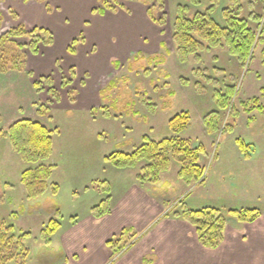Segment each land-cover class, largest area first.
<instances>
[{"label":"rangeland","instance_id":"rangeland-1","mask_svg":"<svg viewBox=\"0 0 264 264\" xmlns=\"http://www.w3.org/2000/svg\"><path fill=\"white\" fill-rule=\"evenodd\" d=\"M37 2L45 9L40 22L51 28L25 25L23 9L30 11ZM211 11L223 27L233 28L225 14L246 20L255 35L246 59L233 54L228 40L233 33L214 45L200 40L201 48L184 53L186 57L179 52L173 38L177 18ZM141 12L151 23L146 27L135 16ZM22 25L49 30L54 42H39L38 52L33 51V36H10ZM138 40L145 48L138 45L125 57L119 54ZM0 62L23 78L49 71L33 79L40 82L28 99L33 103L20 116L53 130V149L45 163L54 170L44 194L28 197L21 182V172L41 161H25L8 136L0 138V218L14 224L17 234H28L25 264L33 250L37 264H69L72 258L64 249L46 250L49 221L68 228L70 221L93 214L105 191L111 192V180L115 194L139 182L137 176L148 173L146 160L118 168L107 157L133 152L144 136L157 141L174 136L169 121L183 111L191 122L180 136L205 148L200 159L205 183H186L179 177L181 165L172 159L157 182H139L141 187L172 214L183 207H214L235 223L230 210L258 208L264 213V0H0ZM81 80L87 86L98 81L90 95L82 96ZM11 125L0 120L3 132ZM52 184L59 185L57 193ZM135 233L140 235L128 229L117 245L129 249L138 239Z\"/></svg>","mask_w":264,"mask_h":264},{"label":"trees","instance_id":"trees-1","mask_svg":"<svg viewBox=\"0 0 264 264\" xmlns=\"http://www.w3.org/2000/svg\"><path fill=\"white\" fill-rule=\"evenodd\" d=\"M104 12V9H100ZM228 11V10H227ZM212 11L208 13H197L194 18H186L179 16L174 27V40L179 46V52L191 53L201 48L200 40H208L216 44L221 42L223 38H228L233 33V39L228 38L230 48L233 54L246 59V55L255 40V35L248 28L246 20L239 19L238 16H233L232 13L225 14L228 20L233 25V28L223 27L213 17ZM239 26V29H236ZM38 33H35L37 32ZM230 31V32H229ZM10 36L30 35L32 37L31 47L33 51L38 52L36 44L43 42L47 45L54 42L52 33L44 28L28 30L24 25L12 29ZM46 36L47 40L43 38ZM77 39L74 40V43ZM72 50L73 47L69 46ZM143 55H140L142 57ZM187 56V55H186ZM185 56V57H186ZM186 59V58H185ZM20 71V70H16ZM0 72H9L6 66L0 62ZM40 82H35L38 85ZM258 102L259 99H256ZM262 109V106H259ZM259 108V109H260ZM191 116L189 112L183 111L176 114L169 121V129L174 135L170 138L162 140H153L149 136H144V143L138 146L133 152H115L107 157V160L118 168L134 167L142 160H146L148 165L144 175L137 176L139 182L155 183L159 180V174L166 170L172 159H175L180 165L179 177L186 183L195 181L197 184H203L206 181L205 169L200 164L201 155L205 152L203 145L198 147L193 146L190 139L180 136L190 125ZM8 136L15 151L22 158L32 164H40L26 168L21 174V181L26 188L27 195L30 198L39 197L49 188V178L51 177L54 166L47 165L45 161L49 159L53 149V130L48 128L40 121L33 119H24L11 125L5 132L0 130V138ZM240 148L244 151L245 144L238 141ZM146 176V177H145ZM53 193H57L58 184H52ZM110 194V191H105ZM110 197L107 196L101 203L94 206L92 209L95 217H101L110 212L111 207ZM233 217L239 222H254L262 212L258 208H242L230 210ZM182 219L191 223L197 232L199 241L206 247L216 248L224 240L225 230L229 219L218 208L207 207L202 209H189L183 207L181 210L173 213ZM60 222L56 219H51L45 229L46 242L50 243L52 236L60 228ZM127 230H123L118 236H114L108 241L114 257L124 251V246L117 243H123V238ZM28 234H17V229L14 224H9L4 219L0 218V264H9L18 262L25 264L30 248L28 245ZM125 242V241H124Z\"/></svg>","mask_w":264,"mask_h":264},{"label":"crops","instance_id":"crops-1","mask_svg":"<svg viewBox=\"0 0 264 264\" xmlns=\"http://www.w3.org/2000/svg\"><path fill=\"white\" fill-rule=\"evenodd\" d=\"M36 4L38 6L34 5L30 11L23 9L28 18H25V25L51 28L49 23L40 22L38 16L41 17L45 9L39 6V2ZM135 16L141 18L145 27L151 24L147 23L143 12ZM145 32L150 38L154 35ZM137 43L119 54L125 57L138 45L145 48L140 40ZM48 72L45 69L43 73L40 72L41 75L34 72L31 77L25 78L21 74L0 73L1 121L13 125L28 119L20 116L26 115L25 109H29L28 105L33 103L28 100L36 94V81L33 79ZM85 81L88 82L87 79ZM80 82L84 86L81 89L85 88L80 89L84 97L90 95L92 86L98 81L89 86L82 80ZM113 182L115 184V181H110V194L105 193V198L110 197V212L101 217L92 214L86 219H74L68 228L60 221V228L52 236L51 242L46 244L47 251L52 249L58 253V250L64 249L65 256L72 258L69 264H264V213L254 222L230 221L224 240L218 247L209 248L199 241L191 223L168 211L162 200L143 189L141 183L135 182L127 191L123 189V193L115 194ZM128 229L138 230L140 235L135 233L133 236H138L136 243L114 257L108 241ZM34 256L35 250L28 264H37Z\"/></svg>","mask_w":264,"mask_h":264}]
</instances>
